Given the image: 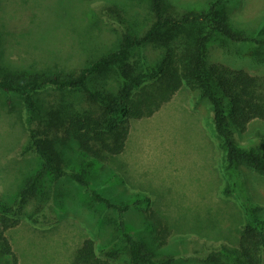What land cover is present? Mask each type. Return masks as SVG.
<instances>
[{
  "label": "rangeland",
  "instance_id": "rangeland-1",
  "mask_svg": "<svg viewBox=\"0 0 264 264\" xmlns=\"http://www.w3.org/2000/svg\"><path fill=\"white\" fill-rule=\"evenodd\" d=\"M171 1L194 10L217 0ZM218 2L226 8L233 28L264 34V0ZM113 3L137 21H144L148 14L146 0H0V68L39 73L77 70L115 45L112 28L117 22L103 12ZM253 50L264 54V49L253 44L221 36L207 44L210 61L261 75L264 69L251 57ZM144 53L154 56L155 50L148 47ZM111 78L108 84L114 83ZM38 96L47 104L63 98L76 105L81 101H76L78 94L53 89ZM25 112L22 98L0 92L3 202L12 203L41 165L34 152H22L27 143ZM129 125L122 152L110 156L105 165L76 153L72 142L60 147L64 169L82 173L89 188L65 175L57 187L62 197L37 212L38 223L22 219L5 231L19 264H69L88 233L99 246L119 249L117 264L124 263L127 256L117 231L118 214L97 201L91 190L113 203L129 204L121 215L125 228L154 256L170 255L172 264H231L226 248L237 243L240 226L246 221L244 206L264 218V176L225 163L209 102L197 90H178L151 116L131 119ZM233 135L242 147H263L264 120H252L244 132L234 130ZM45 192L50 194V186L36 198L45 201ZM39 202L29 200L25 211L33 212ZM148 209L169 227L167 242L161 247L152 239L145 215Z\"/></svg>",
  "mask_w": 264,
  "mask_h": 264
},
{
  "label": "trees",
  "instance_id": "trees-1",
  "mask_svg": "<svg viewBox=\"0 0 264 264\" xmlns=\"http://www.w3.org/2000/svg\"><path fill=\"white\" fill-rule=\"evenodd\" d=\"M218 1L207 8L189 10L171 0H146L148 14L144 21L130 18L116 3L106 5L104 14L117 22L112 28L115 45L89 63L68 73L0 68V92L22 98L25 107L27 143L22 152L32 151L41 160L12 203L0 200V264H19L5 231L22 219L38 223L37 212L62 197L57 189L62 177L68 174L77 184L89 188L82 173L64 169L60 147L71 146L72 142L76 153L105 165L110 156L122 152L130 120L151 116L182 88L197 90L208 100L225 163L229 167L242 165L264 176V145L242 147L233 135L234 130L244 132L252 120H264V73L256 75L210 61L207 52L214 36L264 49V34L233 28L226 8ZM148 47L155 50L154 56L144 53ZM258 52L262 51L253 50L250 55L264 69V54ZM105 76L112 77L114 83L108 84L109 77ZM46 89L78 94L80 105L64 98L47 104L38 96ZM47 183V199H37L36 195H44ZM91 194L118 214L117 231L127 256L123 264L173 263L170 255L156 257L146 251L126 230L121 215L128 203H113L95 190ZM32 199L40 202L28 213L25 205ZM244 207L246 221L240 226L237 243L226 251L231 264H264V218L251 206ZM145 215L154 243L163 246L170 233L167 223L153 209ZM107 248L106 244L99 246L88 233L69 264H117L120 250Z\"/></svg>",
  "mask_w": 264,
  "mask_h": 264
}]
</instances>
